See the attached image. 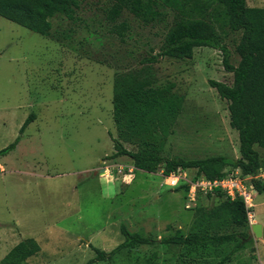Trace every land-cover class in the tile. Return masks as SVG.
<instances>
[{
    "label": "rangeland",
    "instance_id": "obj_1",
    "mask_svg": "<svg viewBox=\"0 0 264 264\" xmlns=\"http://www.w3.org/2000/svg\"><path fill=\"white\" fill-rule=\"evenodd\" d=\"M255 1L248 0L264 8V0ZM112 4L79 0L72 20L52 19L48 38L0 17V151L20 137L14 150L0 155V260L33 238L40 252L24 264H174L177 246L165 237L187 233L197 207L211 209L223 199L188 202L183 193L162 186L160 171H135L132 179L99 176L103 165L133 167L127 157L109 158L117 136L114 74L141 67L142 58L159 52L166 34L164 23H140L124 10L119 20L129 22L132 40L119 41L106 20ZM171 20L169 13L166 22ZM220 34L236 66L241 34ZM154 68L159 82L173 84L182 101L162 156L238 159L228 103L209 85L232 84L221 53L197 48L190 59L160 58ZM31 114L34 120L19 134ZM253 204L255 221L264 222V194H255ZM127 232L153 243H133L111 260H96L92 248L110 253ZM247 253H254L253 245ZM258 255L254 263L264 264V254Z\"/></svg>",
    "mask_w": 264,
    "mask_h": 264
},
{
    "label": "trees",
    "instance_id": "obj_2",
    "mask_svg": "<svg viewBox=\"0 0 264 264\" xmlns=\"http://www.w3.org/2000/svg\"><path fill=\"white\" fill-rule=\"evenodd\" d=\"M112 1L106 20L119 41L132 40L129 22L119 20L124 10L140 23H164L166 34L159 52L142 58L138 63L141 67L114 74L112 120L117 136L112 139L114 153L109 158L127 157L132 161L134 172L146 174L161 170L167 175L181 168L195 170L196 177L216 179L239 169L242 175L256 176L264 169V8H251L246 0ZM78 8L79 0H0V17L48 38L52 19L61 16L72 20ZM169 13L170 24L166 22ZM224 29L241 34L236 46L240 58L236 66L230 64V52L222 41L220 33ZM197 48L219 51L223 69L233 75L231 85L216 81H210L209 85L228 103L229 125L238 133V159L212 156L189 161L162 156L182 101L173 92V84L159 82L154 64L160 58L190 59ZM33 120L34 114L29 115L19 134ZM19 140L18 136L0 155L14 150ZM252 183L257 194H264L263 179ZM172 191L183 193L186 199L185 187ZM211 197L223 199L211 209L197 207L187 233L177 231L164 238L177 246L174 264H247L238 257L253 243L248 239L250 224L242 200L230 201L222 194L207 198ZM125 237V242L110 253L92 248L96 260H111L119 249L129 248L133 243H153L131 232ZM39 252L38 243L28 238L14 246L0 264H24Z\"/></svg>",
    "mask_w": 264,
    "mask_h": 264
},
{
    "label": "built area",
    "instance_id": "obj_3",
    "mask_svg": "<svg viewBox=\"0 0 264 264\" xmlns=\"http://www.w3.org/2000/svg\"><path fill=\"white\" fill-rule=\"evenodd\" d=\"M103 169L99 173L100 177L115 178L122 176V178L132 179L134 173V167L131 166H114L113 168L107 165L102 166ZM224 178L207 179L203 175L196 177V173L191 170H184L178 168L171 171V173L165 175L160 170L159 176L162 179V186L175 189L178 187H185L187 189L186 199L187 201H196L199 195L214 196L222 194L226 199L234 201L237 199L242 200L246 209V216L248 223L253 224V197L255 190L253 188V180H264V171L260 172L256 176L242 175L239 169H235L226 173ZM188 201V202H189ZM195 203V202H194ZM190 208L186 205V209Z\"/></svg>",
    "mask_w": 264,
    "mask_h": 264
},
{
    "label": "crops",
    "instance_id": "obj_4",
    "mask_svg": "<svg viewBox=\"0 0 264 264\" xmlns=\"http://www.w3.org/2000/svg\"><path fill=\"white\" fill-rule=\"evenodd\" d=\"M255 2H258L257 0ZM246 3L249 7L251 8H257L256 5H250L248 0H246ZM264 171V169H262ZM95 175V173H93ZM119 178V177H118ZM115 179V178H114ZM255 194H257V192H255ZM203 196V195H199L198 197ZM204 197H208V196H204ZM212 198V197H211ZM209 198V199H211ZM214 198V197H213ZM208 199V198H207ZM255 207V205H254ZM254 216V215H253ZM253 224H261L262 227H264V222L263 221H255V219H253ZM162 245V244H161ZM253 245V249H254V253H252L251 255L247 253V250H245L243 253H240L238 255V257L240 258L241 261L246 262L247 264H257L254 263L255 260L259 259V252L261 251L264 254V241L261 239H253V243L251 244ZM256 257V259H254V256ZM251 256V257H250ZM262 263V262H261ZM260 262L258 264H261ZM234 264V263H233Z\"/></svg>",
    "mask_w": 264,
    "mask_h": 264
},
{
    "label": "water",
    "instance_id": "obj_5",
    "mask_svg": "<svg viewBox=\"0 0 264 264\" xmlns=\"http://www.w3.org/2000/svg\"><path fill=\"white\" fill-rule=\"evenodd\" d=\"M261 239L264 241V227L261 224L250 225V232L248 239Z\"/></svg>",
    "mask_w": 264,
    "mask_h": 264
}]
</instances>
